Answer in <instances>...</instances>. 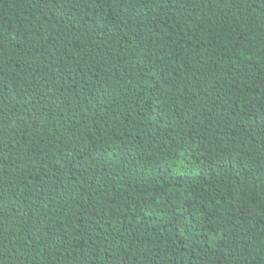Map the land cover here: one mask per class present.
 Listing matches in <instances>:
<instances>
[{
  "label": "trees",
  "instance_id": "16d2710c",
  "mask_svg": "<svg viewBox=\"0 0 264 264\" xmlns=\"http://www.w3.org/2000/svg\"><path fill=\"white\" fill-rule=\"evenodd\" d=\"M0 264H264V0H0Z\"/></svg>",
  "mask_w": 264,
  "mask_h": 264
}]
</instances>
